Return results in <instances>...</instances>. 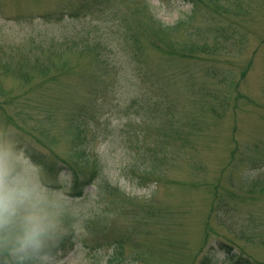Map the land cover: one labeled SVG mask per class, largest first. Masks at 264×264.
<instances>
[{
  "label": "rangeland",
  "instance_id": "1",
  "mask_svg": "<svg viewBox=\"0 0 264 264\" xmlns=\"http://www.w3.org/2000/svg\"><path fill=\"white\" fill-rule=\"evenodd\" d=\"M86 1L0 0L1 52L24 53L31 42L88 30L105 46L97 53L108 67L99 72L86 55L54 71V81L0 75V122L15 125L37 158L72 184L61 168L90 175L97 156L119 186L117 196L101 199L91 188L73 200L80 224L51 264H204L209 254L211 264H264V244L236 237L219 221L228 213L234 223L264 225V191L240 187L245 176L264 173V0H211L195 10L184 0H108L106 13L87 10ZM191 12V24L171 40L155 26H173ZM213 23L230 36L220 51L208 53L217 38L211 33L197 39L208 43L198 57L178 54L188 34ZM133 80L155 95L149 104L124 94ZM214 90L228 93L220 115ZM81 116L90 124L86 164L74 151L72 123ZM152 151L165 157L157 170L144 173L148 161L130 160ZM254 158L262 163L253 167Z\"/></svg>",
  "mask_w": 264,
  "mask_h": 264
},
{
  "label": "trees",
  "instance_id": "2",
  "mask_svg": "<svg viewBox=\"0 0 264 264\" xmlns=\"http://www.w3.org/2000/svg\"><path fill=\"white\" fill-rule=\"evenodd\" d=\"M105 1V2H104ZM99 1V0H87L86 1V9L90 10L91 8H95L99 12L106 13L107 9L102 8L101 5H108L111 2L108 0ZM126 1V0H123ZM192 5L193 10L198 5H202L203 3L210 2L211 0H184ZM189 15L186 18L179 20L173 26H165L159 21L155 20V26L158 32L168 37L169 40L172 38H176L177 33L185 32L186 28L191 24L194 17ZM71 17V16H70ZM76 17V16H75ZM128 18V17H127ZM62 19L60 15L57 18V22L59 23ZM48 22V21H47ZM201 28V29H200ZM200 28L195 29L192 33L188 34V38L190 42H183L182 49L178 53L183 57L188 58H195L199 55V50L201 46L207 45L208 43L202 42L201 44L198 43V38L203 37L206 38L211 33H216L217 38L213 41L212 49L208 52L210 55L215 54L216 52L220 51L225 40L229 39L230 36L226 32L225 29L221 27H215L214 23L211 25L210 30L208 26H200ZM127 33L128 29L126 28ZM98 31H91L88 30L87 33L83 35H79L77 33H70L67 34L64 38H51L47 41H43L40 43L31 42L24 47V53H17V54H10L6 52L0 51V75H7L8 72L13 77H16L20 82L24 84L31 83L36 80L41 81H54L56 76L54 75V71L61 70L64 68L66 63L71 59H77L80 57H85L86 55H91L94 59L96 70L99 72L101 69L107 68V59L102 58L98 55V51L105 48L104 44L98 40L95 36V33ZM222 33V35H221ZM233 43H239V39L234 40ZM171 46L175 44H170ZM96 47V49H95ZM214 47V48H213ZM209 48V47H208ZM92 61V60H91ZM138 80H133L130 84L131 92H124L125 95L131 94L128 99H130L134 104H138L143 106L144 103L149 104L150 99L153 100L154 94H144L141 90L137 87ZM139 83V82H138ZM212 97L216 101V106L213 112L220 115L217 111V107H223L226 105L228 101V93L223 91L218 93L216 90L212 92ZM236 99H243V95L241 92H238L236 95ZM166 98H162L161 102L164 104L166 103ZM156 102V101H155ZM156 104H152L155 106ZM142 112V107L139 109ZM144 116L141 115V122L143 121ZM75 127L76 131V142H78L74 146V151L80 153L81 159L83 162L90 163L89 160L91 158L88 156V139L86 137V129L90 127L89 121L86 117H78L72 123ZM148 154H151L148 156ZM138 158L135 159L134 156H130V160L132 162H149L147 167L144 169V173H147L151 170H157L160 168V163L162 159L165 158L164 155H161L156 152H143L138 154ZM94 162H91L93 165V171L90 175L79 177V175L74 172L71 166L65 165L61 168V171L65 170L69 176H71L72 184L71 185V195L74 199L83 198L84 192L88 189L94 188L97 191V196L99 198L104 197H111L113 195H119L120 190L118 189L119 186L116 184H111L109 179L105 173L104 165L97 156L93 159ZM253 167L260 165L262 162L260 160L254 158L251 160ZM244 180L241 181L240 187H248V189L252 190L253 192H258L259 190L264 191V173L260 174L259 176H252L247 175L243 178ZM88 191L86 192V194ZM260 194H264V192H260ZM220 205H227L226 202L221 197L219 200ZM228 213L222 214L219 221L223 220V224L226 228L231 230V232L238 238L245 239L248 241L259 242L262 245L264 244V225L258 224L255 220H252L250 225L245 226L244 224L237 222L234 223L232 216L225 215ZM262 228H259L261 227ZM224 245V244H222ZM221 245V246H222ZM225 246V245H224ZM227 246V245H226ZM213 262V255H207L203 259L204 264H211Z\"/></svg>",
  "mask_w": 264,
  "mask_h": 264
},
{
  "label": "clouds",
  "instance_id": "3",
  "mask_svg": "<svg viewBox=\"0 0 264 264\" xmlns=\"http://www.w3.org/2000/svg\"><path fill=\"white\" fill-rule=\"evenodd\" d=\"M71 185L37 158L19 129L0 122V264H51L80 224Z\"/></svg>",
  "mask_w": 264,
  "mask_h": 264
}]
</instances>
